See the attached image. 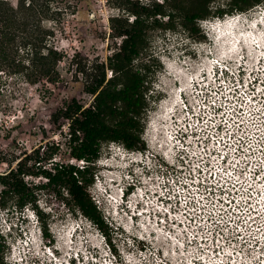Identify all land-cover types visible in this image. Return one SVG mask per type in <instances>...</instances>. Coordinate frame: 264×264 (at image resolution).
<instances>
[{"label":"rangeland","instance_id":"rangeland-1","mask_svg":"<svg viewBox=\"0 0 264 264\" xmlns=\"http://www.w3.org/2000/svg\"><path fill=\"white\" fill-rule=\"evenodd\" d=\"M204 1L178 0V5L193 10L202 7ZM229 1L210 0V13L194 21L195 29H191L190 24L185 26L179 16L172 21L167 15L144 17L148 25L146 47L134 62L139 65L150 58L147 61L150 77L145 82L144 91L146 108L138 116L143 152L149 150L150 154L162 155L166 148L164 133L170 124V111L178 108V104L173 106L177 90L185 81L189 88L191 77L201 75L209 67L212 57L233 60V64L239 55L246 56L244 61H264V54L250 55L247 48L231 54L227 40L220 32L226 24H218V30L212 31V23L219 19L216 8ZM138 3L151 9L155 4H163L166 13L172 6V2L166 0L54 1L53 5L63 7V11L56 17L59 21L47 24L55 27L56 45L66 54L59 66L61 78L56 84H48L50 89L42 84L36 87L26 85L25 91L3 101L6 107L0 112V119L6 128L0 129V174L15 167L19 160L27 171L33 172L41 169L54 171L61 164L72 163L79 167L86 164L70 153L69 120L62 117L60 110L73 100L84 107L93 105L95 95L88 87L101 71L105 70L106 78L111 76L108 59L123 38L115 35L133 20L135 14L131 9ZM261 8L264 9L263 2L233 13L250 21L262 14ZM251 30L249 25L246 33L249 35ZM114 142L121 146L112 145ZM138 150L121 141L103 142L99 157L90 165L94 177L87 190L102 213L104 229L78 209L63 186L47 185L42 174L25 175V181L34 190L41 218L33 229L29 211L33 212L35 208L28 205L21 210L16 205L17 197L6 194L7 203L0 207V264H17L14 260L19 244H26L24 251L32 264L68 261L79 264L73 258L75 253L96 254L98 258L94 264H110L109 259L105 262L106 255L114 260L112 264H157L152 257L158 251L160 264H189L194 250H182L177 241L183 239L180 234L169 233L170 240L165 231L155 228L152 221L142 223V218L136 216L132 221L129 217L132 209L125 207L126 214L123 207L118 205L116 208L114 199L118 198L120 186L125 185L121 167L128 163L130 169L139 164ZM101 184L113 192V201L112 198L102 200V193L97 191ZM129 189L132 190L133 186ZM49 245L51 250L47 247ZM147 245L151 248L147 250L151 257L140 251ZM52 252L58 256L55 263ZM240 263L249 264L243 260Z\"/></svg>","mask_w":264,"mask_h":264},{"label":"built area","instance_id":"built-area-1","mask_svg":"<svg viewBox=\"0 0 264 264\" xmlns=\"http://www.w3.org/2000/svg\"><path fill=\"white\" fill-rule=\"evenodd\" d=\"M244 60L212 57L177 93L162 155L139 148L134 173H125L136 184L130 219L152 221L170 240L180 234L182 250H194L189 264H264V61ZM149 247L140 251L151 257ZM73 258L94 264L98 256Z\"/></svg>","mask_w":264,"mask_h":264},{"label":"trees","instance_id":"trees-1","mask_svg":"<svg viewBox=\"0 0 264 264\" xmlns=\"http://www.w3.org/2000/svg\"><path fill=\"white\" fill-rule=\"evenodd\" d=\"M54 1L0 0V112L6 107L3 101L25 91L26 85L42 84L50 89L47 85L56 84L61 78L59 66L66 54L56 45L55 27L47 24L59 21L56 17L63 11V7L53 5ZM166 1L172 2L167 13L164 5L159 3L152 9L138 3L131 9L135 14L133 20L115 35L123 38L108 59L111 76L106 78L105 70L101 71L88 87L95 95L93 105L84 107L73 100L60 110L62 117L69 120L70 153L86 164L82 167L61 164L54 171L33 172L27 171L19 160L15 167L0 174V207L7 203L6 194L12 193L17 197V207L22 210L28 205L33 206L40 219L34 190L24 176L42 174L47 185L63 186L78 209L104 229L102 213L87 190L94 177L90 165L99 157L103 142L121 141L129 148H142L138 116L146 108L144 91L150 77L147 65L150 58L139 65L134 62L146 47L148 25L144 17L160 14L167 15L172 21L179 16L185 26L190 24L191 29H195L194 21L210 13V0L193 10L178 5V0ZM261 2L264 4L263 0H231L217 7L215 13L223 17L234 11L248 10ZM3 128L6 127L0 119V129Z\"/></svg>","mask_w":264,"mask_h":264},{"label":"bare ground","instance_id":"bare-ground-1","mask_svg":"<svg viewBox=\"0 0 264 264\" xmlns=\"http://www.w3.org/2000/svg\"><path fill=\"white\" fill-rule=\"evenodd\" d=\"M233 25H235V23L231 24V22H229L228 24H226V26H224L225 29L224 28L220 29V32L222 33V38H225L227 40L228 48L231 49V54L241 53L242 50H245L246 48H247L248 53L250 55L253 54L254 56L255 55L260 56V54H264V19H263L262 23L259 22V24H257V25H255V24L251 25L250 24L252 30H251L249 35L246 33V28L242 27L243 24H240V26L242 25L241 27L240 26H234L233 27ZM229 53H230V51H229ZM187 86L188 85L186 84V81H185L179 87V90L180 91L181 90L182 91L187 90ZM179 90H177V92H179ZM173 102H174L173 106L178 104L177 100L176 101L174 100ZM170 105H172V104H170ZM118 198H119V195H118ZM116 205H117L116 208H119L118 204H116ZM214 264H222V263L217 262Z\"/></svg>","mask_w":264,"mask_h":264},{"label":"clouds","instance_id":"clouds-1","mask_svg":"<svg viewBox=\"0 0 264 264\" xmlns=\"http://www.w3.org/2000/svg\"><path fill=\"white\" fill-rule=\"evenodd\" d=\"M232 14H234V13H232ZM225 16V15H224ZM219 18H223V17H219ZM197 78V77H196ZM188 90H184V91H182L181 93H183L184 95L190 90L189 88H187ZM117 142H114V143H112V145H118L117 147H120L121 145H120V143H118V144H116ZM84 161V160H83ZM128 167H130V165L128 164V163H125L124 165H123V167H121V168H123L122 170H120L121 171V176L123 177V178H125V185H121L120 186V192H121V195L122 196H124V195H126L125 196V199L127 200V199H129V196L127 195L128 193H129V191H130V187L131 186H133V189H135V181L134 180H130V179H128L127 177H126V175H125V173H126V171H128V172H132V173H134V168H130V169H128ZM120 176V175H119ZM120 176V177H121ZM97 191H99V188L97 189ZM131 198H135V199H138L139 201H140V197H139V195L137 194L136 196H131ZM104 199V197L102 198V200ZM104 201H105V199H104ZM122 206L123 207H127V208H129V209H132L131 208V206H129V205H127V201L125 202V203H122ZM133 207V206H132ZM29 215H31V217H34V219L36 220V223H35V225H36V227H37V224H38V220H39V218H38V216H37V214L33 211H29ZM31 221V220H30ZM49 247L51 248V246L49 245ZM16 252H17V255L15 256V260H14V262L15 263H17V264H32V261L31 260H29L28 258H27V252H18L17 250H16Z\"/></svg>","mask_w":264,"mask_h":264}]
</instances>
